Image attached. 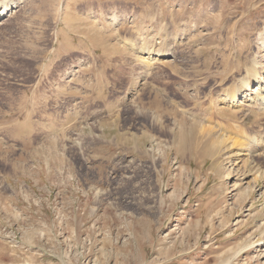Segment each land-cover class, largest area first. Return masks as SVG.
I'll return each instance as SVG.
<instances>
[{
  "label": "rangeland",
  "instance_id": "374dc122",
  "mask_svg": "<svg viewBox=\"0 0 264 264\" xmlns=\"http://www.w3.org/2000/svg\"><path fill=\"white\" fill-rule=\"evenodd\" d=\"M13 1L0 264H264V0Z\"/></svg>",
  "mask_w": 264,
  "mask_h": 264
},
{
  "label": "bare ground",
  "instance_id": "6f19581e",
  "mask_svg": "<svg viewBox=\"0 0 264 264\" xmlns=\"http://www.w3.org/2000/svg\"><path fill=\"white\" fill-rule=\"evenodd\" d=\"M4 5V4H3ZM0 6V25L1 24H3L6 20H7V18L8 17H10V16H12V14L15 12V2L13 1V0H8V1H6V4L4 5V6ZM134 46V45H133ZM145 61V60H144ZM141 62H143V61H141ZM146 62V61H145ZM152 62V61H151ZM149 63V62H148ZM147 65V64H146ZM149 65V64H148ZM153 65V64H152ZM254 70V69H253ZM249 74H250V72H249ZM248 74V75H249ZM251 76V75H250ZM250 76H249V78H250ZM247 78V77H246ZM246 80V79H245ZM244 80V81H245ZM263 80V79H262ZM250 84V83H249ZM249 84L245 81L244 82V84H242V85H240L241 86V89H239V92H241L242 93V88H244V87H248L249 86ZM260 84H261V82H260ZM239 86V87H240ZM260 86V85H259ZM236 88V87H235ZM264 88V87H263ZM237 90V89H236ZM236 90L234 89V92L232 93V98L234 99V100H236L237 99V97L239 96V92H236ZM263 90V89H262ZM245 91V90H244ZM263 93H264V90L262 91ZM230 92L228 93V94H231ZM254 94V93H253ZM256 95V101L258 100V101H260V108L261 109H264V95L263 96H258L257 94H255ZM253 97V96H252ZM255 98V97H254ZM248 99V98H247ZM238 100V99H237ZM252 100V98H250V100L249 101H251ZM254 100V99H253ZM255 101V100H254ZM257 101V102H258ZM241 102V101H240ZM248 104V103H247ZM249 106H251L250 104H249ZM259 108V107H258ZM212 128V127H211ZM238 136V135H237ZM221 137V136H220ZM239 137V136H238ZM236 138V137H235ZM241 138V137H240ZM240 138H239V140H240ZM248 138V137H247ZM242 139H245V138H242ZM249 139V138H248ZM255 139V138H254ZM239 140H235V143H237V144H243V142H239ZM253 140V139H252ZM251 140V141H252ZM257 140V139H256ZM225 141V140H224ZM244 141V140H243ZM245 141H246V143L248 142L249 144H250V142L249 141H247L246 139H245ZM253 142V141H252ZM257 142V141H256ZM255 142V143H256ZM254 143V142H253ZM253 143H251V144H253ZM258 143V142H257ZM244 144H245V142H244ZM260 144V143H259ZM258 144V145H259ZM254 145V144H253Z\"/></svg>",
  "mask_w": 264,
  "mask_h": 264
}]
</instances>
